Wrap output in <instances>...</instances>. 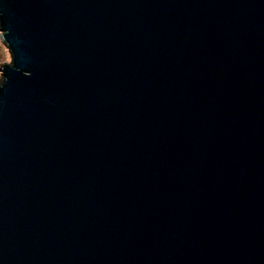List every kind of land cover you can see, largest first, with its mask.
I'll use <instances>...</instances> for the list:
<instances>
[{
    "label": "water",
    "instance_id": "water-1",
    "mask_svg": "<svg viewBox=\"0 0 264 264\" xmlns=\"http://www.w3.org/2000/svg\"><path fill=\"white\" fill-rule=\"evenodd\" d=\"M0 264H264V0H0Z\"/></svg>",
    "mask_w": 264,
    "mask_h": 264
}]
</instances>
